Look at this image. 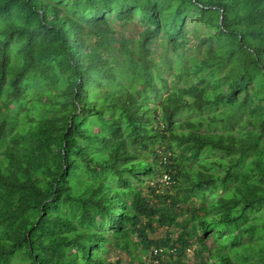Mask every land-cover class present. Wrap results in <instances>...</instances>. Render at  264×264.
Returning <instances> with one entry per match:
<instances>
[{"label": "trees", "instance_id": "16d2710c", "mask_svg": "<svg viewBox=\"0 0 264 264\" xmlns=\"http://www.w3.org/2000/svg\"><path fill=\"white\" fill-rule=\"evenodd\" d=\"M190 247L264 264V0H0V264Z\"/></svg>", "mask_w": 264, "mask_h": 264}, {"label": "rangeland", "instance_id": "374dc122", "mask_svg": "<svg viewBox=\"0 0 264 264\" xmlns=\"http://www.w3.org/2000/svg\"><path fill=\"white\" fill-rule=\"evenodd\" d=\"M114 26V29L116 31V33H114L115 36H117L119 39L121 38H130V37H133L136 35V33H138V31L141 30V25H139V23H137L136 21H133V22H125L123 24H118L117 22L113 24ZM188 28L189 30L191 31V34L190 36H192L194 34L195 31L199 32L200 31V28L202 26L198 25L195 23L194 20H189L188 21ZM194 28H197L196 30ZM184 52H187L188 51H185ZM154 55L157 59H160L161 57V53L159 51H154ZM168 57L170 59H173V55L171 53L168 54ZM166 73V76L168 77V79L170 80L171 78V70H167L165 71ZM171 231H173L172 233V236L175 237L177 231L176 230H173V228L170 229ZM156 232H154L152 234V237H157V238H160V237H164L166 235V233H168L167 231V228L166 227H157ZM208 244H212V240L211 238H209L207 240ZM137 255H140V256H144L142 254V252L140 251V249H137L135 250L134 252L128 254L125 250H120V249H110L107 253V258L108 260H110L113 264H129V261H130V257L131 256H137ZM148 256V253L145 257ZM162 257H167V254H164ZM193 259V247H190L188 249L185 250V263L186 264H191V261Z\"/></svg>", "mask_w": 264, "mask_h": 264}, {"label": "built area", "instance_id": "2783aa9c", "mask_svg": "<svg viewBox=\"0 0 264 264\" xmlns=\"http://www.w3.org/2000/svg\"><path fill=\"white\" fill-rule=\"evenodd\" d=\"M157 251H158V250H157V249H155V250H154V253H156Z\"/></svg>", "mask_w": 264, "mask_h": 264}]
</instances>
